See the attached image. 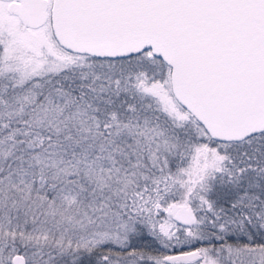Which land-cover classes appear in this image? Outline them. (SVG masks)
Returning <instances> with one entry per match:
<instances>
[{"label": "snow or ice", "instance_id": "6c2138e0", "mask_svg": "<svg viewBox=\"0 0 264 264\" xmlns=\"http://www.w3.org/2000/svg\"><path fill=\"white\" fill-rule=\"evenodd\" d=\"M0 264H264V0H0Z\"/></svg>", "mask_w": 264, "mask_h": 264}]
</instances>
